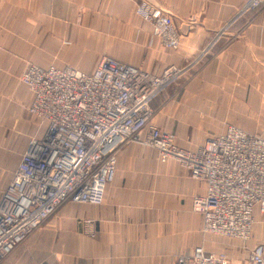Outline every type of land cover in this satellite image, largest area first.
<instances>
[{
    "label": "crops",
    "instance_id": "0c3cea01",
    "mask_svg": "<svg viewBox=\"0 0 264 264\" xmlns=\"http://www.w3.org/2000/svg\"><path fill=\"white\" fill-rule=\"evenodd\" d=\"M138 1L0 0V87L28 63L91 71L103 56L159 73L219 33L197 70L183 76L174 113L172 103L156 108L167 113L170 129L224 130L228 123L245 129L254 114L264 129V1L240 11L246 0H150L172 16L180 34L176 51L153 37L135 12ZM22 85L27 107L32 93ZM153 121L160 124L161 116ZM181 136L176 142L186 149L207 137L195 143ZM204 191L175 161L160 162L155 148L129 142L117 153L102 203H64L0 264H170L197 245L226 253L230 264H247L239 241L203 238L192 198ZM253 232L249 243H264L261 228Z\"/></svg>",
    "mask_w": 264,
    "mask_h": 264
},
{
    "label": "built area",
    "instance_id": "2783aa9c",
    "mask_svg": "<svg viewBox=\"0 0 264 264\" xmlns=\"http://www.w3.org/2000/svg\"><path fill=\"white\" fill-rule=\"evenodd\" d=\"M263 1L246 0L239 10H255ZM135 12L165 48H179L169 13L150 0H139ZM191 65H170L156 74L103 56L91 71L25 66L18 80L32 93L27 111L42 130L29 139L0 195V261L64 203H102L117 153L135 141L204 184V193L192 198V209L202 215V232L239 241L247 264H264V243H249L256 213L264 214V138L229 125L189 150L152 123V99ZM170 264L230 263L226 253L197 245Z\"/></svg>",
    "mask_w": 264,
    "mask_h": 264
},
{
    "label": "rangeland",
    "instance_id": "374dc122",
    "mask_svg": "<svg viewBox=\"0 0 264 264\" xmlns=\"http://www.w3.org/2000/svg\"><path fill=\"white\" fill-rule=\"evenodd\" d=\"M214 37H215V34L213 33L209 37V39L202 45V47H200L196 51V53H194L193 56H191L188 60L178 61L176 63H171L165 66V67L170 66V65L186 66L188 63L192 62L191 66H188L181 75H179L174 80H172L161 92H159L152 99L151 101L152 121H153L154 116H158V117L161 116V121H162L158 125L157 123L155 124L154 121L152 123L160 127L163 130H167L173 133L175 136H177L176 137L177 140H180L179 139L180 135H182L181 136L182 139L184 140L188 139V142H190L191 140L190 137H194L193 139L195 143H200L206 136L210 137V136H217L221 134L222 132L225 131L226 126H229V125L238 127L242 131H245L246 133L257 135V136H262L264 138V129H261V115L257 117L258 114L251 115V118L249 119V123H250L249 125L251 128L249 127L245 129L239 127L238 125L234 123L226 124L224 130L223 128L217 129V130L209 129L206 131L198 130V129L176 130L174 128L170 129V128L165 127L167 121L169 122V119L167 118L166 112L162 113L163 111H159V109L156 108L157 103H160L161 105L164 102H166L165 104H169V103L175 104L173 105V109H174L173 113H174L175 109H177L178 104L180 102L179 100L180 95H181L180 92L183 91V87H184L183 86V83H184L183 76L188 75L189 73L195 72L197 70L202 59L205 57L206 54L209 53L210 49L215 45V42L217 40L215 39L214 44L210 47V49H208L206 53L201 54V50H203ZM173 51H176V50H173ZM198 54H200L199 59L196 60V57ZM28 64H33V63H28ZM18 77L19 76L17 75L14 79L11 78L10 80H13V82H11L10 80L5 81L4 84L6 86L4 85V87H0V193L2 192V190L4 189L8 181L10 180L14 172V168L16 167V165L18 164L20 160L22 151L28 145L29 139L34 135L35 130L37 128L36 126L37 122L33 120L31 116L27 113L26 101L29 96V93L25 89V87H23L22 83L19 82ZM171 115H172V112H171ZM175 119L177 120V118ZM262 126H264V122H262ZM186 144L187 143H185L184 145ZM191 144L194 145V143H191ZM126 145H124L123 147H125ZM189 150H192V149H189ZM167 161H173V160H167ZM256 220L257 222H256L254 230L258 231V229L261 228V233L259 232L257 233V235L258 236L261 235L260 241H264V214L261 215V217ZM201 232H202V228H201ZM208 235L210 234L202 232L203 238ZM8 256L9 255H7L2 260L6 259Z\"/></svg>",
    "mask_w": 264,
    "mask_h": 264
},
{
    "label": "bare ground",
    "instance_id": "6f19581e",
    "mask_svg": "<svg viewBox=\"0 0 264 264\" xmlns=\"http://www.w3.org/2000/svg\"><path fill=\"white\" fill-rule=\"evenodd\" d=\"M41 130H42V128H41V127H38V129H37V133H40Z\"/></svg>",
    "mask_w": 264,
    "mask_h": 264
}]
</instances>
